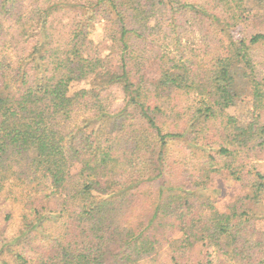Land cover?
<instances>
[{
	"label": "trees",
	"instance_id": "16d2710c",
	"mask_svg": "<svg viewBox=\"0 0 264 264\" xmlns=\"http://www.w3.org/2000/svg\"><path fill=\"white\" fill-rule=\"evenodd\" d=\"M71 4L79 13L62 38ZM254 17L264 21L244 0H0V202L13 184L25 227L52 229L36 257L26 239L4 264H137L166 243L171 264L195 247L264 264V217L247 204H264V54L256 53L264 29H247ZM101 19L117 25L108 30L116 61L87 51L90 26ZM37 33L42 43L32 45ZM188 35L199 54L188 52ZM148 65L158 67L157 80ZM241 75L249 95L236 87ZM79 81L91 85L73 91ZM112 86L126 94L118 111L104 94ZM180 94L192 103L181 107ZM248 99L246 117L229 112ZM92 117L112 118L109 129L89 131ZM177 143L189 146L182 161L190 171L173 184L168 149ZM221 172L251 190L225 212L183 188H206ZM153 181L152 212L140 220Z\"/></svg>",
	"mask_w": 264,
	"mask_h": 264
},
{
	"label": "rangeland",
	"instance_id": "374dc122",
	"mask_svg": "<svg viewBox=\"0 0 264 264\" xmlns=\"http://www.w3.org/2000/svg\"><path fill=\"white\" fill-rule=\"evenodd\" d=\"M200 2L206 0H197ZM208 1V0H207ZM244 4L248 10H250L256 16H264V0H244ZM66 16L62 17L63 22L59 24V29L61 32L60 34L62 38L66 36L64 33L67 31L65 24L70 21V19H74V17L79 13V8L73 4L66 6ZM254 22L251 26L248 27V30H257V29H264V21L254 17ZM113 27L116 28L117 25L114 23H108L107 20L101 19L96 23L90 26V33L87 37V51H96L99 50L102 57H107L108 55H113L114 61L118 59L120 54L119 45L116 41H113L110 36H108V30ZM264 31V30H263ZM184 43L187 44L188 52L192 53L195 52L199 54L201 48L198 46L199 43H195L193 39H191V43H189L190 36H183ZM36 39L38 41L33 43H42L40 42V34L37 33ZM203 42L200 43V45ZM203 49V48H202ZM31 50V48H30ZM192 50V51H191ZM258 56L264 54V45L256 50ZM202 56L203 53H200ZM35 55L38 56L39 52H35ZM205 61H209L212 57V54L204 55ZM205 64V63H204ZM240 66H237L238 73H242L243 70L239 69ZM148 76L151 77L153 80H157L159 77L158 67L156 65L147 66L146 69ZM237 73V74H238ZM237 84L236 87L239 91L244 92L246 95L250 93V85L249 83L242 77H237ZM90 83L88 81H79V83H75L73 85V91L79 90L83 87H90ZM1 89V88H0ZM107 97V102L111 104L112 109L114 111H118L125 106L126 104V94L125 92L120 89L118 86H112L110 90L105 91L104 93ZM194 96L191 94H180L176 97V102L180 104L181 107H185L184 105L191 104ZM251 108V99L240 101L229 108V112L231 114L237 115L240 118L246 117L248 115V111ZM85 115V112L82 111L79 113V119H81ZM112 118H101V117H92L89 118L87 121L88 130L91 131L92 129L102 128L103 130H108L110 127ZM171 121V120H170ZM172 122V121H171ZM170 122V123H171ZM186 147L189 148L188 144L177 143L171 144L168 149V157H169V164L168 172L166 174V178L169 179L170 182L173 184H179V182L186 177L190 170L186 168V162L182 161L188 151ZM207 151H210V148H207ZM213 151V150H212ZM207 152V153H208ZM200 156V154H198ZM195 160L200 161L199 157H195ZM73 172H77L80 169V165L74 164ZM183 180L182 182H184ZM158 181H153L150 183L149 186L146 187L147 194L145 197L147 198L144 200L140 208L137 209L140 211L137 212V215H141L142 218L140 220H147L152 210L151 209V202L152 198L155 197V194L158 192L159 188ZM186 192L191 194V197L197 202V204H201L204 202H208L211 200L217 209L220 211H227L228 208L237 200L240 199L242 196L247 195L248 193L251 194V190L248 186L242 184L241 182L235 180L231 175L227 172L221 173H214L212 174L211 178L208 180V184L206 188H188L183 187ZM11 192L13 194H11ZM17 189L13 186V184H8L6 187V191L2 197L4 200L0 202V264H4V260L8 261L9 263H13L14 257L13 253L15 251H23V249L27 246V240L29 239L30 245L27 247L28 254L36 257L35 249L38 251V248L47 247L44 246L45 242L48 243L51 239L52 229L47 227L46 229H39L37 228H26L25 227V220L23 218L24 215V208L20 199L16 198ZM247 204L251 208H253L255 213L260 214L264 217V204H255L253 201H247ZM45 217H51L52 215L48 212H44ZM134 216V214H133ZM134 218V217H133ZM135 220V218H134ZM63 221H70V218H63ZM262 223V224H261ZM260 227L264 228V220L260 222ZM150 232V230H149ZM176 237H179L182 232H175ZM44 241V242H43ZM31 246L35 248L32 250ZM172 245L166 243L163 248L158 251L156 254L151 255L149 257L144 258L143 260L139 261L137 264H165V263H172L170 261ZM213 249H206L203 248L201 250L200 247H195L189 252H186L182 256L181 264H197L198 262L202 261L206 264H237L235 261H223L226 258L223 254H221V259L216 258L218 254L212 251ZM42 251V250H41Z\"/></svg>",
	"mask_w": 264,
	"mask_h": 264
}]
</instances>
